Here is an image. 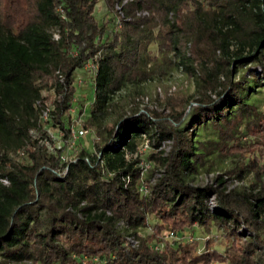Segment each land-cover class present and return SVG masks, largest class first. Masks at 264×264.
<instances>
[{
  "label": "trees",
  "instance_id": "16d2710c",
  "mask_svg": "<svg viewBox=\"0 0 264 264\" xmlns=\"http://www.w3.org/2000/svg\"><path fill=\"white\" fill-rule=\"evenodd\" d=\"M103 1L110 13L116 0ZM96 2L0 0V176L7 180L0 181V264H81L93 256L99 258L95 264H264V151L224 170L237 177L252 173L253 182L241 188L217 186L225 181L221 174L214 177L217 185L186 178L204 154L242 146L227 139L244 114H253L257 131L264 130V116L245 101L254 87H264V0H133L125 14L140 8L150 14L124 20L118 32L97 22ZM151 42L160 58L148 55ZM95 55L85 127H98L123 87L163 75L171 66L193 78L200 93L188 109L166 117L147 108L119 116L93 151L77 149L61 173L56 153L30 137L37 123L35 100L53 88V123L65 127L73 70ZM249 63V79H235ZM207 121L218 138L194 139ZM141 135L154 148L148 157L162 167L145 192L137 185L139 153L125 155L135 151ZM166 139L171 142L162 154ZM24 145L26 160L15 161L13 152ZM149 214L153 231L141 236L136 228ZM119 219L137 236L136 247L125 244ZM209 224L231 235L222 250L198 249L194 240L181 238L152 247L164 228H188L197 237L193 227Z\"/></svg>",
  "mask_w": 264,
  "mask_h": 264
},
{
  "label": "rangeland",
  "instance_id": "374dc122",
  "mask_svg": "<svg viewBox=\"0 0 264 264\" xmlns=\"http://www.w3.org/2000/svg\"><path fill=\"white\" fill-rule=\"evenodd\" d=\"M108 12L105 8L104 1L97 0L94 15L98 23H104V19L107 17ZM146 50L149 56L155 58H160L161 56L160 52L157 50L155 42L149 43ZM252 66L253 64L249 63L238 68L234 78L237 79L245 76L249 79L247 72ZM150 67H152L151 62H148L145 65V68L148 69ZM89 87V83L83 84L76 87L75 92L78 95L85 92L84 99L90 102L92 100L93 91ZM199 93L200 88L196 81L175 66H171L163 75H154L137 85H127L114 94L111 103L108 106L106 116L100 121L98 127H89L90 130L87 131L85 137L78 141L77 149L83 148L87 151H93L94 143L100 140V135L104 134V131L112 126L116 119L123 114L147 108L155 111L159 116L166 117L173 111H180L184 108L188 109L194 103L193 99ZM210 95L213 96L212 93H210ZM245 101L254 107L257 113H259V116H264V87H254L248 92ZM256 122L258 121H256L253 114H244L241 119L237 121L236 130L232 132V137L227 139L228 144H231L234 139H237V143H240L242 146L230 147L228 151H222L221 153L215 148L208 154H204L201 163L197 164V171L193 174L187 175L186 178L194 184L200 185L211 183L212 185H217L214 177L216 174H221L222 177L225 178V181L217 186H223L226 190L231 187L241 188L248 183L253 182V176L250 171L237 177L235 175L224 173V170L232 167L235 163L240 161L252 159L258 151H264V130L258 132L256 129L258 127ZM252 126L256 129L255 132L251 130ZM98 130H100V134L98 133ZM144 138L148 140L147 135H141L136 138V149ZM217 138V129L208 121L200 124L195 130L194 139L204 140ZM170 142L171 141L166 142L164 140L162 142L163 144L161 143L159 147L163 151L162 154H165L168 151ZM153 150L154 148L150 144L148 149L139 153V160L142 163L137 164V166L145 165V168L141 172L142 178L137 180V185L142 187L139 191L142 192H145L146 185L152 183L159 175L158 170H162L161 166L157 165L153 159L148 157V154ZM198 150H201L200 147ZM133 154L134 152H128L126 153V156L130 157L133 156ZM12 155L15 158V161L26 160L25 157H22L23 155L17 156L14 152ZM147 216L146 224L139 225L136 228V232L141 236L147 235L153 231V224L151 222L154 221L155 218L150 214ZM116 227L124 234L128 230L121 227L119 224L116 225ZM184 230L187 231L188 228H184ZM193 233L197 235V237L194 236L195 238L192 237L190 239L188 237H186L188 239L182 237L181 239L189 241L194 240L198 249L211 247L217 250H222L231 239V235L225 234L223 229L214 224H209L206 229L194 226ZM174 240L176 239H167L168 242ZM213 264L219 263L213 262Z\"/></svg>",
  "mask_w": 264,
  "mask_h": 264
},
{
  "label": "built area",
  "instance_id": "2783aa9c",
  "mask_svg": "<svg viewBox=\"0 0 264 264\" xmlns=\"http://www.w3.org/2000/svg\"><path fill=\"white\" fill-rule=\"evenodd\" d=\"M131 1L133 0H116L113 3L110 13H108L107 17L104 19V23L110 25L112 31L118 32L124 20H130L133 18H145L149 16L150 12L147 9L143 8L134 9L128 14H125L123 12V8ZM53 38H57V35L55 33L53 34ZM55 73H57V71H55ZM96 73V55L93 56V58L87 60L81 67L74 68L72 73V85L74 87V93L71 96L70 101L65 109L64 116H66L68 120V123L65 125V127H62L58 122L53 123V100L55 97L53 88L43 89L41 92V96L35 100V105L38 111L37 123L34 127L29 129L30 137H37L38 141H41L46 146V149L49 152L56 153L59 159V167L57 168L58 172L64 173L66 171L67 163L70 160H73L76 156L78 141L84 138L87 134V131L90 130L89 127H85L83 125V121L89 114V106L91 101L89 102L84 99L85 92H82L81 95H78L75 92V88L89 83V88L93 91V84ZM59 79H61L60 75ZM165 141L168 142L170 140L166 139ZM26 145L18 147L17 149H15L14 153L17 156L24 155ZM149 147V140L144 138L143 140H141L137 149H135L133 156L136 153H141ZM140 163L142 162L139 160L137 164ZM138 167H140V170L142 172L145 168V165H138ZM124 179L125 182H128L129 177L126 176ZM0 181L2 183H7L5 177L0 176ZM208 205L212 209L213 196L209 197ZM106 213H108V211H106ZM118 224L124 228L126 226L125 222L121 219L117 221V225ZM182 237H188L190 239L194 236L189 230H183L180 233H176L170 229L165 228L161 233L159 241L154 242L152 244V247L154 249H161L163 248L164 241L166 239H177ZM125 244L131 247H136L138 244L137 236L133 233L126 232ZM98 260V257L93 256L88 263L87 260L83 258L81 259V264H95Z\"/></svg>",
  "mask_w": 264,
  "mask_h": 264
}]
</instances>
